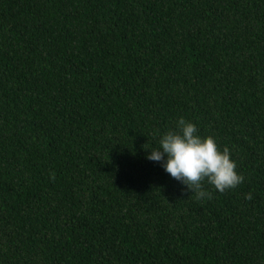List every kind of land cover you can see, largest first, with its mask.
I'll list each match as a JSON object with an SVG mask.
<instances>
[{"label":"trees","instance_id":"trees-1","mask_svg":"<svg viewBox=\"0 0 264 264\" xmlns=\"http://www.w3.org/2000/svg\"><path fill=\"white\" fill-rule=\"evenodd\" d=\"M179 117L243 183L145 158ZM0 264H264V0H0Z\"/></svg>","mask_w":264,"mask_h":264},{"label":"clouds","instance_id":"clouds-1","mask_svg":"<svg viewBox=\"0 0 264 264\" xmlns=\"http://www.w3.org/2000/svg\"><path fill=\"white\" fill-rule=\"evenodd\" d=\"M146 150L147 160L160 163L171 178L186 186L197 199H211L204 182L224 193L244 181L230 149H221L212 136H201L197 126L184 117L159 136L158 147ZM245 199L251 200L252 194L246 193Z\"/></svg>","mask_w":264,"mask_h":264}]
</instances>
